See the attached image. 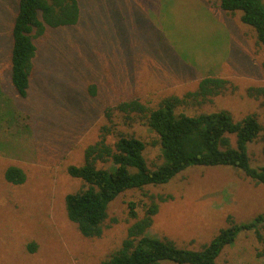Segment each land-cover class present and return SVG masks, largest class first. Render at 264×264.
Listing matches in <instances>:
<instances>
[{
  "label": "rangeland",
  "instance_id": "374dc122",
  "mask_svg": "<svg viewBox=\"0 0 264 264\" xmlns=\"http://www.w3.org/2000/svg\"><path fill=\"white\" fill-rule=\"evenodd\" d=\"M77 1L75 26L47 28L36 40L28 94L20 98L9 79L17 0H0V264H99L119 247L133 222L127 204L145 203L143 192L169 195L149 234L191 250L208 244L228 218L248 222L263 212L264 187L241 170L197 166L166 184L121 193L108 205L100 237L77 232L63 200L81 182L66 170L80 165L84 149L99 138L106 107L132 98L155 107L211 75L229 81L225 92L182 110L191 115L225 109L236 120L255 114L264 126V110L246 94L247 88L264 85V50L252 28L239 21L240 12L224 13L216 0ZM114 122L146 143L148 166L161 161L159 146L152 145L154 132L143 124ZM261 148L259 139L248 145L254 167L264 166ZM11 165L25 172L23 184L4 180ZM262 247L253 232H240L215 264H264Z\"/></svg>",
  "mask_w": 264,
  "mask_h": 264
},
{
  "label": "trees",
  "instance_id": "16d2710c",
  "mask_svg": "<svg viewBox=\"0 0 264 264\" xmlns=\"http://www.w3.org/2000/svg\"><path fill=\"white\" fill-rule=\"evenodd\" d=\"M214 6L227 14H238L239 21L252 28L257 44L264 50L263 0H216ZM80 9L77 0H17V8L10 30L9 79L17 96L25 98L33 75L36 40L47 28L75 26ZM229 81L216 76H202L192 91L182 96L170 95L155 107L137 98L118 102L103 110L106 124L99 130V138L83 151L80 165H69L67 175L81 182V187L64 196V210L68 220L84 238H98L103 232L107 209L121 193L141 191L147 186L168 183L177 174L192 167H234L256 185L264 187V166L250 163L248 145L259 139L264 156V126L255 114L234 119L231 113L220 109L210 113L188 114L184 109L199 107L223 94ZM233 87V86H232ZM93 95L94 86H89ZM248 97L258 100L264 110V85L249 87ZM186 107V108H185ZM122 125L143 124L157 136L160 162L148 166L144 151L146 143L133 134L117 129L114 120ZM113 137V142L108 139ZM11 185L25 182V172L15 165L3 172ZM145 203L130 201L128 217L133 219L119 247L99 264H215L226 246L232 245L241 232H253L262 244L264 254V211L248 222L229 224L200 250L181 248L166 239L149 234L159 205L169 199L161 194L143 192ZM141 209V216L138 215ZM33 251L34 245H28Z\"/></svg>",
  "mask_w": 264,
  "mask_h": 264
}]
</instances>
